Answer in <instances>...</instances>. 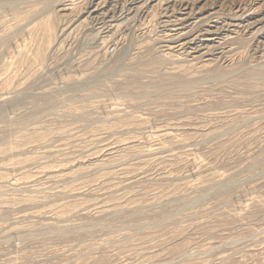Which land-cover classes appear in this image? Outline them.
I'll return each mask as SVG.
<instances>
[{"label":"rangeland","instance_id":"374dc122","mask_svg":"<svg viewBox=\"0 0 264 264\" xmlns=\"http://www.w3.org/2000/svg\"><path fill=\"white\" fill-rule=\"evenodd\" d=\"M0 264H264V0H0Z\"/></svg>","mask_w":264,"mask_h":264}]
</instances>
